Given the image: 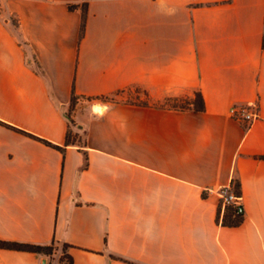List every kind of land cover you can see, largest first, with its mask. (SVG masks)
Listing matches in <instances>:
<instances>
[{"label":"crops","instance_id":"obj_1","mask_svg":"<svg viewBox=\"0 0 264 264\" xmlns=\"http://www.w3.org/2000/svg\"><path fill=\"white\" fill-rule=\"evenodd\" d=\"M81 2L0 0V121L62 144L74 88L88 157L0 125V239L71 245L73 264H264V0H89L80 39ZM131 88L199 91L205 109L89 100ZM234 181L244 215L227 227L216 191Z\"/></svg>","mask_w":264,"mask_h":264},{"label":"trees","instance_id":"obj_2","mask_svg":"<svg viewBox=\"0 0 264 264\" xmlns=\"http://www.w3.org/2000/svg\"><path fill=\"white\" fill-rule=\"evenodd\" d=\"M88 2L89 0H82L80 4H68L67 8L69 11H76L79 10L81 12V25H80V31H79V38L81 39L84 36L85 32V25H86V19H87V10H88ZM15 25H17L15 23ZM143 98L142 99H136L135 101H119L114 99L113 97L109 96H100L96 98H90L89 100H100L102 102H107L111 104H119V103H127V104H133L143 107H154L159 109H167V110H175V111H181V112H194V113H200L203 112L205 109L204 100L202 97L201 92L195 91L193 97H185V98H167L163 101L162 104H153L149 101L148 95L145 92H142ZM118 96V93L116 94ZM79 96L75 94L74 88H72L71 91V97H70V105L68 108L69 113L66 114L68 119V125L67 130L64 137V142L62 144H54L48 140L42 139L40 137H37L33 134L27 133L23 130H20L16 127H12L10 125H7L6 123L0 121L1 126L8 127L16 132H19L35 141H38L45 145L46 147L52 148L58 152H60L62 155H64L65 150L67 147L72 146L76 147L79 151L83 153L84 156V163L82 166V169H86L88 166V157L86 153V147H87V132L85 130H82L77 126L75 121L72 119V114L75 109V106L79 100ZM73 127L77 129V131H73ZM80 132L82 135H80ZM234 187L238 194L240 195V185L239 182L234 181ZM221 218V223L223 226L227 227H238L242 221L243 217L240 215H237L235 213V210L231 207H225L224 211L222 212L221 206H219L218 213H217V219L219 220ZM71 245L63 244L62 245V256L60 257V263L63 264L64 261H66L65 264H73L72 257L67 253L68 248H70ZM0 250H9V251H17V252H25V253H32V254H40L44 256H52L56 250V244L53 241L50 245H38V244H32V243H22V242H15V241H6L0 239Z\"/></svg>","mask_w":264,"mask_h":264},{"label":"built area","instance_id":"obj_3","mask_svg":"<svg viewBox=\"0 0 264 264\" xmlns=\"http://www.w3.org/2000/svg\"><path fill=\"white\" fill-rule=\"evenodd\" d=\"M231 115L233 118L239 121L248 122L254 120L257 117V115L252 112L249 107H241L239 109L234 107L231 109ZM216 193L220 200L222 212L224 211L225 207H231L235 210L237 215L243 217L244 208L241 204V196L236 191L233 182H231L229 185L220 187Z\"/></svg>","mask_w":264,"mask_h":264},{"label":"rangeland","instance_id":"obj_4","mask_svg":"<svg viewBox=\"0 0 264 264\" xmlns=\"http://www.w3.org/2000/svg\"><path fill=\"white\" fill-rule=\"evenodd\" d=\"M11 19H12L13 23H16V20H15V18L13 16L11 17ZM113 98L116 99V100H119V101H129V102H131V101H135L136 99H142L143 95H142V91L141 90H139L137 88H131V89L125 91L124 93H121L118 96L113 97ZM162 103L163 102H158V103H153V104H162ZM84 106H86V105L84 104ZM68 113H69V111L66 110L65 114H68ZM73 131H77V129L73 127ZM80 135H82L81 132H80ZM219 206H221V204ZM62 253H63V250H62V247H61V251H58V252L55 251L54 255H56V256L60 255V257H61ZM65 263H66V261H64L63 264H65Z\"/></svg>","mask_w":264,"mask_h":264},{"label":"bare ground","instance_id":"obj_5","mask_svg":"<svg viewBox=\"0 0 264 264\" xmlns=\"http://www.w3.org/2000/svg\"><path fill=\"white\" fill-rule=\"evenodd\" d=\"M98 105H96L95 107H94V109H96V110H99V108L98 107H100V106H98ZM95 112V111H94Z\"/></svg>","mask_w":264,"mask_h":264}]
</instances>
